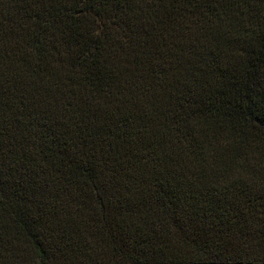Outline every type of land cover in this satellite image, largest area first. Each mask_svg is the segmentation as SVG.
Returning a JSON list of instances; mask_svg holds the SVG:
<instances>
[{"label":"trees","instance_id":"16d2710c","mask_svg":"<svg viewBox=\"0 0 264 264\" xmlns=\"http://www.w3.org/2000/svg\"><path fill=\"white\" fill-rule=\"evenodd\" d=\"M0 264H264V0H0Z\"/></svg>","mask_w":264,"mask_h":264}]
</instances>
